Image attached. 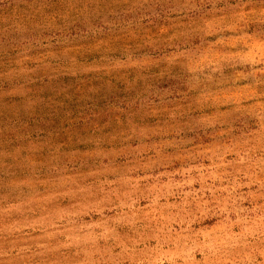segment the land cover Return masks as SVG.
I'll return each mask as SVG.
<instances>
[{"label": "rangeland", "instance_id": "obj_1", "mask_svg": "<svg viewBox=\"0 0 264 264\" xmlns=\"http://www.w3.org/2000/svg\"><path fill=\"white\" fill-rule=\"evenodd\" d=\"M0 264H264V0H0Z\"/></svg>", "mask_w": 264, "mask_h": 264}]
</instances>
